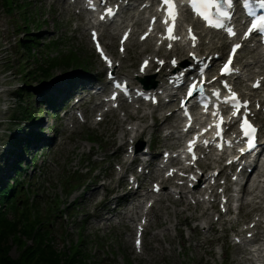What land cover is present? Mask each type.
<instances>
[{"label": "rangeland", "instance_id": "obj_1", "mask_svg": "<svg viewBox=\"0 0 264 264\" xmlns=\"http://www.w3.org/2000/svg\"><path fill=\"white\" fill-rule=\"evenodd\" d=\"M65 5L62 0H0V106L12 108L5 112V117L0 115L4 120L0 122V179L4 182L14 179L11 184L23 182L22 187L16 186L17 197L0 210L5 212L6 218L20 223L19 228L35 223V218L42 222L59 251H73L75 243L79 245L83 241L84 257L92 264H252L244 263L230 239L198 248L199 242L216 235L196 229L195 223L200 219L186 220L188 216L200 214L199 210L175 205L169 199L159 204V211H152L142 251L135 249V224L140 221L141 209H133L129 202L114 209L105 199L107 191H111L118 204L123 194L118 188L127 181L126 177L125 182L119 178L120 169L116 165H121L127 154V144L125 149L119 148L124 136L116 121L117 115L108 114L99 122L95 102L88 104L86 93L77 94L81 93V87L75 94L84 99L76 103L73 98L63 111L61 107L51 110L42 102L47 95L58 94V88L79 76V71L58 66L51 78H45L37 70L39 64L47 66L53 58L76 51L89 59L94 74L102 76L104 72L90 42V26L85 16ZM136 12L135 8H130L127 14ZM27 29H31V33L28 34ZM29 35H36L41 43L26 47L24 41ZM114 37L111 49L115 51L118 35ZM105 41L110 42V38L105 36ZM129 53L131 59L127 58L125 63L129 69L136 68L139 55L134 45H129ZM30 71L38 74L33 76L35 79L24 77L25 72L32 74ZM84 77H88L87 74ZM26 81L30 84L28 87L23 84ZM20 85L23 87L17 89ZM81 104L86 122L74 117ZM23 126L29 138L25 139V150H22L23 143L17 148L18 152L23 151L20 154L25 162L19 168V177L15 178L13 167L17 162L15 158H8L11 145L7 143L11 144L16 135L23 133ZM150 129L142 140L151 141L159 156L167 142L161 140L160 133ZM146 183L150 187L151 183ZM105 185L111 190L105 189ZM251 199L252 196L246 197V200ZM262 204L264 206V202ZM113 209V213L107 212ZM249 209L244 207L240 214L234 213L232 220L240 219ZM232 223L228 222L227 226ZM16 232L28 244H33ZM222 234L218 230L217 235ZM8 242L11 246L8 255L18 258L22 250L19 243L12 238Z\"/></svg>", "mask_w": 264, "mask_h": 264}, {"label": "trees", "instance_id": "obj_2", "mask_svg": "<svg viewBox=\"0 0 264 264\" xmlns=\"http://www.w3.org/2000/svg\"><path fill=\"white\" fill-rule=\"evenodd\" d=\"M31 29H27L28 34L31 33ZM38 30H40V28H38ZM34 36L29 35L28 40H26V42L24 41L26 47L34 43L40 44L38 41L39 38L36 35ZM51 61L52 62L49 61L46 64L47 66H43L44 63H42L37 67V70H39L45 78H51L54 69L58 66L62 69L69 70L82 69L85 73L89 72V68L91 67L89 59L82 57L76 51H72L58 58H53ZM30 73L32 74L25 72L24 77H32L35 79L34 77L38 75L36 72L30 71ZM24 83L26 87L30 85L27 81ZM19 170V168L16 169L18 175ZM18 185L20 184L18 183ZM18 190L19 189L13 184H9L8 186L3 185L0 189V207L6 206L8 202L16 198ZM33 221L35 223H30L28 226H25V228H19V226H21L20 223L6 218L5 212L2 211V209L0 210V264H92L84 257L85 252H83L81 247L83 241H81L79 245L75 243L76 246L74 245L72 248L73 251L70 249L67 252L59 251L52 243L53 240L50 238V232L46 229L47 226L44 228L43 223L39 222L36 218ZM16 231L20 232L25 238L27 237L29 240H32L33 244H28V241H25L26 239L24 240ZM10 238L17 241L20 249H22L18 258H12L8 255L11 249L8 242Z\"/></svg>", "mask_w": 264, "mask_h": 264}, {"label": "bare ground", "instance_id": "obj_3", "mask_svg": "<svg viewBox=\"0 0 264 264\" xmlns=\"http://www.w3.org/2000/svg\"><path fill=\"white\" fill-rule=\"evenodd\" d=\"M150 1L154 2V0H143L142 2L139 3L138 8L142 5L143 2H150ZM129 2L131 3V5H134L135 3H138L139 0H129ZM144 13H145V11H141V14L137 18H134L133 19L134 20L133 25L139 26V25L143 24L144 21L145 22H148V19L147 20L145 19ZM199 28L200 27H197V29H199ZM202 32H204V29H202L200 33L202 34ZM113 34H114V32H110V31H106L104 33V35H107V36H109L112 39V43H113V40H114V35ZM213 34H215V36H218L219 35L218 33H213ZM132 39L133 38L130 39V42L129 43H132ZM136 44H137V47L136 48H138V47L141 48L140 49V52L141 53H145L148 50H152L154 52V55L155 56L156 55H159L160 53L162 55H166L168 53L167 51L163 50L162 48L159 51L155 50L154 49V43H153V41H151V42L146 41V42L140 43L137 40ZM224 45H226V42L224 40H222V43L220 45H217V42L216 41H211V44L208 45V46H206V49L209 51L208 53H211L214 49L221 48ZM106 46L108 47V49L112 53V50H111V47H110L109 43H106ZM247 49L249 51H251V52L253 51L255 53L251 57H249L247 61H245L244 63H241L240 65H242V67L244 66L243 67L244 69H245L246 66H250V68L248 69V70H250V73L249 74H253L254 75V78L252 79V81H254L256 77H260V75L264 73V67H263V64H262V58H261L260 52L255 51V49H251L249 46L247 47ZM173 52L176 53V54H178L181 59H190V57L186 53V46H182L181 48H176V49L173 50ZM188 52H189V50H188ZM123 56L124 55H122V57ZM144 58H148V56H144ZM144 58H142V59H144ZM240 58H241V56L239 57V59ZM251 68H255V69L253 71H251ZM116 72L119 73V74H124L125 73V72H122L118 67L116 68ZM146 73L147 74L148 73H151V69L149 68ZM165 74L166 73L163 72L161 74V77L163 78L165 76ZM170 74H173V73H170ZM249 74H247V75H249ZM124 75H126L131 80V85H134V84H138L139 83V81L137 80V77L134 74H131L129 72V73H126ZM236 85L239 88L241 86H246L245 79L236 80ZM105 87H107V85H105ZM1 92L2 91H1V87H0V94H1ZM259 92L260 91H253V93H248L247 95H253L254 94V97H256L257 96V93H259ZM243 94L246 95L244 92H243ZM0 104H1V101H0ZM174 105H175V102H174ZM4 109H6V108L0 106V115H4L5 114ZM130 117H133V115L126 114V116L121 117L120 120L118 119L119 122H120V126H123L124 122L127 119H129ZM140 118L142 120H145L146 115L144 114V115L140 116ZM167 125H168V123H167V118L166 117H164L162 120H158V119L154 118V123L153 124H145L144 125V128H148L149 126H152V127H154V130L156 132L157 131L159 132L162 128H164ZM168 128H170V127H168ZM128 133H129V131H126L125 132V135H127ZM173 134H174V132L171 133V135H173ZM126 143H127V141L122 142V144H120V147L119 148L120 149H124V146H125ZM254 164H255L254 165V168H257V166H258V160ZM241 174L243 176H246L247 175V166H245L243 168V170L241 171ZM263 176H264V170L260 169V167H259L258 170H257V177L260 178V177H263ZM221 178L222 177L218 178V181L221 180ZM260 181H261V179H257L256 178V179H254L251 182V185H247V183H245V184H243L241 186V192L244 194V196H246V195L252 196V200L251 201H248V202H246L244 204H246L247 206H250L252 208V211L251 212H253V211H260V218L256 221L257 227H253V228L247 230V231H252L253 232V234L255 236V238L252 239L253 242H256L259 239H261V237L259 236L260 234L261 235H264V207L262 205H260L259 204V201H258V200L264 201V188H262L260 190V187H261ZM220 186H222V185H220ZM181 202H183V203L186 202L184 196H182ZM229 211H231V208H229ZM251 212H248L247 213V216L248 215L250 216L251 215ZM180 213L182 215L183 211H181ZM147 214H148V212H147ZM191 218H199V217L198 216H189L188 218H186V220L189 221ZM209 228L215 230V224H214V222H212V221L209 222ZM256 229H258V231H256ZM220 238H221L220 236L213 237L211 239H208L205 242L199 243L197 245V247L198 248H202L204 246V243H208L210 245L211 244H214L217 241H219ZM260 252L263 253L264 252V248H262L260 250Z\"/></svg>", "mask_w": 264, "mask_h": 264}, {"label": "snow or ice", "instance_id": "obj_4", "mask_svg": "<svg viewBox=\"0 0 264 264\" xmlns=\"http://www.w3.org/2000/svg\"><path fill=\"white\" fill-rule=\"evenodd\" d=\"M239 2V0H189V3L191 4L192 9L200 15L204 20L208 21L209 24L217 29H222L224 27V21L225 20H230L232 17V12L231 9L234 6L235 3ZM252 0H244L245 6L250 5ZM163 5H168V12L169 15L172 17V25L168 27L167 29V37L169 40L176 39L179 40L180 37L175 35V21L178 16V11L175 9L174 6V0H163ZM224 5H227L228 8L225 9ZM259 7L261 9H264V0H259ZM109 14L111 13V10H109ZM251 15V14H250ZM103 18V17H102ZM155 20V18H153ZM165 23H167V18H165ZM228 34L235 36L236 33L232 27L228 28ZM256 32L257 35H264V15L258 16V18L255 19V21L252 23L251 28L248 30V32L245 33V38H248L249 35L252 34V32ZM189 32L191 33V29H189ZM96 34L93 33V38H95ZM127 38V33L125 34V39ZM193 40V44L195 45L196 37L194 34L191 36ZM99 46V45H98ZM171 47V43L168 45ZM242 46L237 43L233 46L232 48V55L229 57L227 63L224 64L222 68V74H228V75H233L239 72L238 68H235L233 66V57L235 56L237 50H239ZM123 50V49H122ZM105 59H107L105 57ZM148 62L145 61V64ZM163 63V61H161ZM175 63V61H173ZM215 79V78H213ZM224 87L227 88L229 91H231L230 85L227 83V81H224ZM256 87H259V82ZM200 91L203 92L204 88L200 87L198 88L197 83H192L189 86V91L187 95L189 97H193V93ZM215 96L219 97L221 94L217 90L214 93ZM224 103L227 104H232L233 106L239 108V107H244L246 108L248 105L247 101H244L242 104L240 103L238 94L235 92H232L231 97H225L224 98ZM182 107H184V102L182 101ZM186 110V109H185ZM187 111V110H186ZM214 115H219V112L213 113ZM223 118L221 117V124H223ZM241 127L244 130V136L248 138L247 143H248V150H252L255 147V142H256V133L258 129L249 121L248 119V113L244 114L243 122L241 124ZM223 132V129H221V134ZM210 143V141H205V145ZM195 144V138L193 141L189 142V150L193 151V146ZM244 149H241V152L243 153ZM195 159V156H194ZM231 162V161H230ZM157 190L158 186H157ZM137 244L139 246L140 241H137Z\"/></svg>", "mask_w": 264, "mask_h": 264}]
</instances>
